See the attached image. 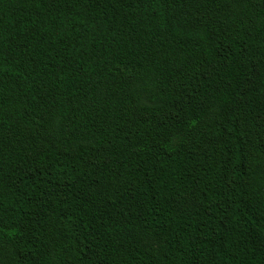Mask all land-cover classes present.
Here are the masks:
<instances>
[{
	"label": "trees",
	"instance_id": "16d2710c",
	"mask_svg": "<svg viewBox=\"0 0 264 264\" xmlns=\"http://www.w3.org/2000/svg\"><path fill=\"white\" fill-rule=\"evenodd\" d=\"M0 264H264V0H0Z\"/></svg>",
	"mask_w": 264,
	"mask_h": 264
}]
</instances>
